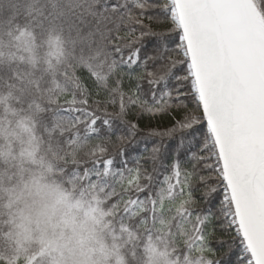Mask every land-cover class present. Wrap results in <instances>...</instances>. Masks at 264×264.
Masks as SVG:
<instances>
[{"label":"snow or ice","instance_id":"1","mask_svg":"<svg viewBox=\"0 0 264 264\" xmlns=\"http://www.w3.org/2000/svg\"><path fill=\"white\" fill-rule=\"evenodd\" d=\"M0 89L65 153L0 212V264H97V230L117 264H264V0H0Z\"/></svg>","mask_w":264,"mask_h":264},{"label":"trees","instance_id":"2","mask_svg":"<svg viewBox=\"0 0 264 264\" xmlns=\"http://www.w3.org/2000/svg\"><path fill=\"white\" fill-rule=\"evenodd\" d=\"M23 103V102H22ZM12 105L16 108L17 116L27 123L29 128H32L31 120L28 119L30 113L28 111H20L22 104H17L15 100V94H9L6 89H0V106L1 108L10 109ZM35 109H32V115L34 116ZM35 131V129H33ZM30 132V131H29ZM32 142L25 145L24 138L22 141H13L12 144L5 145L0 143V212L6 211V205L10 200H14V196L8 195L10 191H16L17 186L21 184V177L24 180H28L32 175H38L41 170V165L45 168L51 167L54 171L56 165L63 163L64 152H62L55 140H51L49 137L45 136L43 140L40 138L39 133H37L36 139H39L45 143L40 150H36V146H33L32 132H30ZM30 143H32V148L29 150ZM24 144L23 147H20ZM20 147V148H19ZM19 148V149H18ZM20 150H24L19 153ZM33 153L32 160L28 159ZM70 155L69 176L75 172V165L78 164L79 157L74 149ZM68 176H63L62 181L59 183V187L64 191L71 193L70 197L75 203L80 202V208L75 209V214L78 219H84L85 212L89 209V206L97 208L100 211H109L105 206V202L109 198V192H103L100 190H93L87 183L83 185L80 181L76 180L73 176L72 180L69 181L66 186L63 181H67ZM55 183V182H53ZM23 207V203L18 202L13 205V207ZM13 208V212H15ZM93 247L94 254L97 259V264H117V260L127 261V256L122 251H117L113 248L112 240L109 234L106 232H101L97 230L93 233ZM15 249V245L11 246ZM80 253V250H72V255L75 256ZM65 257H70L71 251H64ZM23 259V257H21ZM77 256L76 259H79Z\"/></svg>","mask_w":264,"mask_h":264},{"label":"rangeland","instance_id":"3","mask_svg":"<svg viewBox=\"0 0 264 264\" xmlns=\"http://www.w3.org/2000/svg\"><path fill=\"white\" fill-rule=\"evenodd\" d=\"M26 127L29 128L27 126V123L21 118V116H17V112H16V108L12 105V107L10 109H8V107L6 108H1L0 106V143L5 145H9L12 144L13 141H22L24 138L25 141V145L29 142H32L31 140V136H30V132L26 130ZM43 140V139H42ZM44 142V140H43ZM43 142L39 139H35L33 140V146L35 148L36 146V150H40L43 146L45 147V143L43 145ZM24 144L20 147H23ZM19 147V148H20ZM18 148V149H19ZM32 148V143H30L29 146V150H31ZM24 150H20L19 153H21ZM33 158V153H31V156L28 158L30 160H32ZM22 186L20 187L17 186V190L16 191H10L8 192V195H12L14 196V200H16L17 196L19 195L20 191H21ZM26 198L28 200L29 204H32L33 201H35V206L39 207V204L41 203L40 197L33 194L32 196H27L26 194ZM70 202L75 204V202L69 198ZM21 203H23V207H24V202L20 201ZM21 207H13L15 208V210H18L19 208H23ZM75 209H73V212H75ZM69 235H71V233L69 232ZM93 240H94V235L93 233H89L88 234V246L92 249H94L93 247ZM29 245L27 243L24 244V247H28ZM65 250H69L71 251V255L70 257L72 259H76L77 256H80V253L73 256L72 255V250H79L78 246L75 244V242H70L67 246V248ZM20 256L23 257L24 256V252L23 250L20 251ZM91 255L94 257V259L97 261L96 256L94 254V252L91 253Z\"/></svg>","mask_w":264,"mask_h":264}]
</instances>
